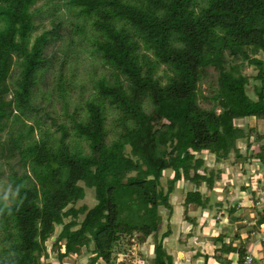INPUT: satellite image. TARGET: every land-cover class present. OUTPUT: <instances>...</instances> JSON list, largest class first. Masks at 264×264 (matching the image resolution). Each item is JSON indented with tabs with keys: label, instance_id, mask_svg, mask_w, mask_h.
Here are the masks:
<instances>
[{
	"label": "trees",
	"instance_id": "16d2710c",
	"mask_svg": "<svg viewBox=\"0 0 264 264\" xmlns=\"http://www.w3.org/2000/svg\"><path fill=\"white\" fill-rule=\"evenodd\" d=\"M59 1L0 0V160L17 158L19 167L7 176L10 191L0 192V264H43L47 242L58 261L85 249L88 264H115L132 242L157 234L160 212L172 214L169 198L178 183L192 186L182 200L185 211L205 209L223 164H264V132L235 123L264 122V59L258 58L264 56V0H62L109 75L94 80L76 116V108L68 114L71 100L60 74L69 123L52 119L44 129L34 101L50 68L46 51L61 39ZM45 7L52 8L51 26L36 33ZM245 64L256 70L255 100L247 94ZM161 66L164 82L156 76ZM208 69L217 79L204 108L198 94ZM203 154L221 168H207ZM89 190L94 205L75 207ZM263 225L264 209L250 234ZM168 235L156 241L152 264H172L162 245ZM213 242L222 243L217 262L228 264L223 255L236 252L242 264L247 249L241 242L225 246L222 235Z\"/></svg>",
	"mask_w": 264,
	"mask_h": 264
},
{
	"label": "rangeland",
	"instance_id": "374dc122",
	"mask_svg": "<svg viewBox=\"0 0 264 264\" xmlns=\"http://www.w3.org/2000/svg\"><path fill=\"white\" fill-rule=\"evenodd\" d=\"M57 1V0H56ZM58 15L62 19L61 28H60V36L61 39L57 40L56 42L51 43L48 50L46 51V56L51 59L50 68L46 71V73L43 74L42 80L40 82L39 88L40 90L38 92V96L36 97V100L34 101L35 105H37V111L34 113V117L38 118L40 123L42 124L44 129H48L51 125L52 119L56 121L58 124H68V114H71L75 112V108L78 109L76 112V116H79L81 114V109L83 107V104L85 101L89 98V96L92 93V87L94 80L98 79L101 76H108V69L103 67L100 62L91 55V42L88 41L87 36H83L78 34V32L75 31V24H78L77 20L71 16L72 14L70 11L66 8L64 2L60 0L58 2ZM42 4V2H39L36 6L39 7ZM51 7H45L44 11L42 12L43 16L40 17L39 23L43 21V24L41 28L36 32L39 33L43 27L50 28V23L48 22V14L51 12ZM44 20H47L44 22ZM65 21V22H64ZM73 23V24H71ZM66 52V56L64 58V53ZM258 58L264 59V56L262 54L258 55ZM63 64V67L61 66ZM166 72V73H165ZM62 74L61 77L64 81V91L67 95L68 99L71 100V104L68 105V114H63V104L61 102L60 96H59V75ZM167 70H165L164 67H160L157 71V77H159L163 82L166 79ZM243 74L247 75L249 80V86L247 87V94L250 99L255 100L256 97L253 93V81L252 78L256 75V70L247 64L244 65L243 68ZM15 76V75H14ZM216 79L217 75L214 72L213 69H208L206 72V76L203 80V82L200 84L199 88V94H198V103L204 107L209 108L211 105L205 101V98L209 97L212 94L213 88L216 87ZM12 80V79H11ZM236 125L240 127L249 126L252 128V120H244V121H236ZM112 125H116L115 116L108 117L107 120V126L109 129V132H112L113 127ZM256 125V124H255ZM257 131L259 133L264 132V122H257V125L255 126ZM56 128L51 127L50 130L54 131ZM118 130V129H117ZM5 134L0 136V142L4 139ZM254 141V137L252 139ZM238 146L242 149V151L245 148L244 142H239ZM256 153H258L256 151ZM202 158L204 159L205 166L207 168H214L218 169L221 168V165H216L214 162V156L210 154H203ZM17 159V158H16ZM16 159H11L9 161L0 160V192H9L10 191V184L7 179L8 174L12 171H19V167L17 164ZM236 164H238L236 166ZM235 166H225L224 173L221 175L222 179H220L219 182H215L214 186L216 185V189L222 194H228L229 192H232L230 187L233 188L235 194L237 195V190H243L247 191L248 194H252V188L256 183L259 182L257 185L258 189L257 192V202L254 199H256V195L253 196L252 199L251 196H247V203L250 201L249 207L246 209H239V206H235V212L231 215H228L227 210L222 209H216L214 206L211 207V209H205L203 213L206 214L202 216V219L205 221L206 219L211 220L212 225L205 227H202L204 230L209 231L210 233L214 234L215 237L218 235L226 236L224 239L227 241L223 242L225 246H229L231 243V246L234 248H239V244L233 246L234 240H236V236L238 235L239 238H241L240 242L242 243L241 246L245 247L248 251V253L254 252L255 250L260 251L259 247L257 249H253V240L251 239L250 231H252V228H254V225L256 224V220L258 219V212L262 211L264 209V176L263 178L260 177V179H257L255 177L256 171L252 169V166L255 164V162H243V160L237 161ZM228 165V164H227ZM251 166V168H250ZM260 169L264 172V164L259 165ZM224 169V167H223ZM171 176V171H165V176L161 180V183L163 186L166 184V179H168ZM257 180H260L257 182ZM182 183V185H181ZM178 185V187L184 188L182 190H176L174 192V195H170V203L171 205H174V209H176L180 203V201L183 200L185 193L192 189V186L189 185L186 182H181ZM177 187V186H176ZM222 189V191H221ZM206 190L205 185H201L199 188V191L203 194ZM184 191V192H183ZM92 192V193H91ZM93 194V190L86 191L85 197L82 201H79L75 207H80L82 205H85L87 207H91L94 205L95 199ZM230 195V194H229ZM226 196H223V198H219L222 201H225V206L227 207L231 204V201H235L236 196L232 198V200L227 201L225 199ZM251 200L253 202H251ZM238 202H241L240 200H236ZM212 204V202H210ZM252 203V204H251ZM190 211L188 212V209L186 213L183 212L181 209V214L177 219L181 218V221H183L187 217H196L198 214H200L203 210L201 208H196L195 206H189ZM255 208V209H253ZM184 209V208H183ZM253 209V210H252ZM185 210V209H184ZM162 216V222L159 225L158 232L155 236H153V240L151 243V247H153V252L155 245L157 244L156 241L160 239L161 233H164L166 228V218L169 217L168 213L166 211H161ZM261 213V212H260ZM228 215V216H227ZM263 215V214H262ZM178 215H173L171 218L172 220H175V224H179V230L187 231L188 228L182 227L180 224L181 221H177L175 218ZM253 216V218H251ZM215 218V219H214ZM250 219H252L250 223ZM180 220V219H179ZM229 223V224H228ZM202 225V222H201ZM171 235L169 236L170 240H168V247L173 244H178V242L174 238V228L171 227ZM76 227L72 228L74 231ZM56 233L60 231V227H55ZM167 231V230H166ZM207 232V236L210 235V233ZM264 230L259 231L257 233V241H259L262 233ZM169 233V234H170ZM256 233V232H255ZM183 234V233H182ZM159 236V237H158ZM255 236V234L253 235ZM243 237V239H242ZM156 239V240H155ZM54 240V239H53ZM163 242V240H162ZM233 242V243H232ZM239 242V243H240ZM170 244V245H169ZM163 245V244H162ZM222 243L220 242V245H215L216 248L221 247ZM48 246V253L49 256L46 259H43V264H88L89 256L86 252V250H83L82 255L74 257L70 256L62 261H58L56 258V254L54 252H51L50 249V242H47ZM140 244L135 240L132 242V246L129 248L128 252L125 254H120L117 256V260L115 264H141L140 260V252L139 248ZM164 250L165 247L163 246ZM124 249V248H123ZM215 252V251H214ZM234 254H237L236 252ZM167 255V254H166ZM169 256V255H168ZM225 254L223 255L224 259ZM125 260H128L129 262H125ZM225 262V260H224ZM223 264V262H219ZM95 264H104L102 261H98V263Z\"/></svg>",
	"mask_w": 264,
	"mask_h": 264
},
{
	"label": "crops",
	"instance_id": "0c3cea01",
	"mask_svg": "<svg viewBox=\"0 0 264 264\" xmlns=\"http://www.w3.org/2000/svg\"><path fill=\"white\" fill-rule=\"evenodd\" d=\"M244 120H252V128L255 127L257 125V122H258V121H255L253 118H245ZM244 120H241V122ZM245 127H247V126H245ZM255 146H256V144L253 143V141H252V147H255ZM237 165L238 164H236V166ZM259 165H262V164L260 162H255V164L252 166V169L254 170V168H255V170H256V171H252V172H256L255 177L257 179H260V177L263 178V176H264V172L260 169ZM224 168H225V166H224ZM250 168H251V166H250ZM258 181H260V180H257V182ZM217 182H219V181H217ZM258 184H259V182L254 185V186H256V188L255 187L252 188V190H251L252 194L251 193L248 194V192L244 191V189H243V190H237V195H233L235 193H233L234 190L232 187L229 188V190L231 189L232 192H229L227 195L225 193L221 195V193H218L220 191H218L216 189V185H215L213 187V190L209 194H207V197L209 198V206L206 207L205 209H207V208L211 209V207H213V206L216 209H222L223 211L224 210L229 211L228 209H230V208L235 209L237 206H239L238 208L240 210L245 209V207L247 209L250 205L249 204L250 201H248V203H247V201H245V200H247V196L248 197L251 196V198L253 199L254 198L253 196L256 195V199H254V200L256 201L255 203H258L257 202L258 201L257 200L258 193H256L257 189H258V187H257ZM181 185H182V183H181ZM178 188H180V187H178V185H177V187H175V189L173 190L171 195H174V192L176 190H178ZM182 189H184V188H182V186H181V188L179 190H182ZM262 190H264V187ZM206 191L207 190H205V192ZM221 191H222V189H221ZM223 196H226L225 199L227 201L232 200V198L234 196H236V198H235V201H231V204L229 206L224 207L225 201H222L221 199H219V198H223ZM236 200H240L241 202H238ZM210 202H212V204ZM251 202H253V201L251 200ZM190 206H192V205H190ZM180 208L183 210V212L185 211L184 210L185 208L182 204V201H180V203L176 209H174V205H172V214L169 217H172L175 214V215H178V216H176L175 219L177 221H181V218H179L180 220L177 219V217H179V215L182 212ZM187 209L189 212L190 207H188ZM205 209L201 210L202 212L200 214H198V216L187 217V219L185 218L183 221L180 222L182 227L188 228V230L186 232L185 231L182 232L181 230H179L180 225L175 224V220H172L169 217L166 218V228H167L166 230L169 229L171 231L170 226L171 227L173 226L174 238L178 242L177 245L173 244V245L168 247L167 243H168V240H170V238H169V236L171 235L170 232H169L170 234L166 238H164L163 242H162L163 246L165 247L166 254L169 255V257L171 258L172 264H221L213 258L214 251L216 248V246L213 242L215 235L202 228V227H205L206 224H207V226L212 225L211 220H213L212 219L213 217L210 218L209 220L206 219L205 221L202 219V216L206 214L205 212L203 213V211ZM253 209H255V208H253ZM228 215H229V212H228ZM251 218H253V216ZM251 221H252V219H250V223H251ZM201 222H202V225H201ZM166 230L164 232H166ZM262 230H264V225L262 226V228L259 231H262ZM207 232H209L210 235L207 236ZM257 233H259V232L252 233L251 239L254 241L253 242V246H254L253 249L255 250V249H257V247H259L260 251L255 250L254 252H251V253L254 256V264H264V243L257 241V235H258ZM161 234H163V233H161ZM254 234H255V236H253ZM223 237L226 238V236H223ZM153 239H154L153 236H150V237L144 239L141 243H139L140 246H138V248H139V252L141 254L140 255L141 264H152L153 259L155 258V254L153 252V247H151V243H152ZM240 239L241 238L234 240V243L235 242L236 243L233 246L239 244V242L241 241ZM242 239H243V237H242ZM225 241H227V240L224 239V242ZM247 253H248V251H247ZM224 260L228 264H236L237 254L230 253L228 255H225L223 261Z\"/></svg>",
	"mask_w": 264,
	"mask_h": 264
},
{
	"label": "built area",
	"instance_id": "2783aa9c",
	"mask_svg": "<svg viewBox=\"0 0 264 264\" xmlns=\"http://www.w3.org/2000/svg\"><path fill=\"white\" fill-rule=\"evenodd\" d=\"M259 241L264 243V232L262 233ZM242 264H254V256H253V254L252 253H247L246 256L243 258Z\"/></svg>",
	"mask_w": 264,
	"mask_h": 264
}]
</instances>
